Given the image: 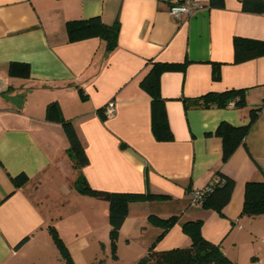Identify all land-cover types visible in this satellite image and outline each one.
<instances>
[{"label": "crops", "instance_id": "crops-1", "mask_svg": "<svg viewBox=\"0 0 264 264\" xmlns=\"http://www.w3.org/2000/svg\"><path fill=\"white\" fill-rule=\"evenodd\" d=\"M196 1L202 7L178 19L165 0H0V264L44 256L63 264L49 226L72 260L87 264L88 241L71 230L82 220L92 234L111 225L108 201L77 190L81 179L102 191L160 196L128 204L117 242L132 248V263L154 242L157 250L189 246L182 224L199 219L204 238L236 264H264V215L241 213L247 181L264 180V54L236 63L232 50L235 36L264 41V11H245L239 0ZM95 15L119 23L109 51L97 36L68 40L66 21ZM13 61L27 62L30 74L10 75ZM152 61L185 65L160 75L169 140L154 137L150 95L140 85ZM231 89L243 93L241 107L188 101ZM53 101L82 141L83 167L72 166L60 123L45 118ZM111 101L103 118L97 112ZM256 108L243 142L222 162L216 127L245 124ZM216 169L235 182L221 213L189 201ZM20 174L18 186L12 178ZM170 216L176 222L155 241L162 229L154 221Z\"/></svg>", "mask_w": 264, "mask_h": 264}, {"label": "trees", "instance_id": "trees-1", "mask_svg": "<svg viewBox=\"0 0 264 264\" xmlns=\"http://www.w3.org/2000/svg\"><path fill=\"white\" fill-rule=\"evenodd\" d=\"M241 7L245 11L263 13L264 0H239ZM213 6H222V0H209ZM119 23H105L99 15L86 17L83 19H71L66 21V33L70 42L75 40H83L89 37H99L105 44L106 49H112L116 46ZM233 62L239 63L245 60L254 59L261 54H264V41L258 39H250L245 37H233ZM150 68L140 82L143 90L150 95L151 102V126L154 137L158 140L171 139V131L166 123L165 101L161 95L160 75L163 72L182 71L184 64L165 63V62H150ZM219 64L213 65V78L218 79ZM7 72L14 76L26 77L30 74L29 64L27 62L13 61L8 65ZM192 104L208 108V106L225 107L230 104L236 107H241L244 103L243 93L240 90H226L219 93L207 92V94L196 99H188ZM45 118L52 121H58L64 130L66 140L68 142L67 152L70 156L72 166L75 168L83 167L88 163L87 153H85L82 141H80L77 131L74 129L70 119L62 116L60 107L57 102H51L46 106ZM98 110V114L105 118L103 109ZM257 108L251 109L249 117L245 124H232L227 121H221L216 127L214 134L221 138L222 142V162L229 159L237 145L244 140L246 132L254 122L257 115ZM25 176L12 178L16 185H22L25 181ZM77 190L90 193L95 197L108 201V220L111 228L109 230L110 240L113 246L118 239L119 229L122 222L128 214V204L134 200L142 198H157L158 194L152 193H135V192H110L107 190H98L90 187L86 180L81 179L77 183ZM235 182L224 172L215 170L211 180L205 186L194 189L201 191V197L198 205L214 209L221 213L225 204L229 201L231 193L234 189ZM192 203V197L189 198ZM195 204V203H194ZM243 208L241 213L248 218H255L264 215V180H248L244 188ZM161 227V232L155 241L161 239L166 231L176 222L175 216L156 218L154 221ZM202 220L190 219L182 224L183 232L190 238L189 246L157 250L154 243L149 246L143 256L139 257L132 264H236V262L226 255L220 243H212L202 235L201 230ZM51 237L57 249L62 252L64 260L68 264H75L72 257L66 251V247L57 235L54 227L49 226Z\"/></svg>", "mask_w": 264, "mask_h": 264}, {"label": "rangeland", "instance_id": "rangeland-1", "mask_svg": "<svg viewBox=\"0 0 264 264\" xmlns=\"http://www.w3.org/2000/svg\"><path fill=\"white\" fill-rule=\"evenodd\" d=\"M82 221V227L77 230H71L70 234L77 231V238L82 239L83 236L87 239L88 245L84 248V251H82V255H84L87 264H132V261L134 260L133 257H136L132 256V248L126 247L125 244L120 243L121 241H119V243L116 241L115 246H113L109 236V227L103 228L100 226L101 228L98 229L96 227L95 229L97 230L92 234L93 231L90 232V229L85 225L84 220ZM93 224L95 225V223ZM57 251L59 250L57 249ZM58 256L63 264H68L65 262L61 251L58 252ZM38 264L58 263L54 262L52 258L47 259V257L44 256Z\"/></svg>", "mask_w": 264, "mask_h": 264}, {"label": "built area", "instance_id": "built-area-1", "mask_svg": "<svg viewBox=\"0 0 264 264\" xmlns=\"http://www.w3.org/2000/svg\"><path fill=\"white\" fill-rule=\"evenodd\" d=\"M169 5V13L172 16L180 19L190 15L194 10L201 8L202 5L196 0H165ZM232 106V104H230ZM114 111L112 101L108 103L103 109V115L110 117ZM189 196L192 197V203L198 204L201 197V191H196L192 189L189 192Z\"/></svg>", "mask_w": 264, "mask_h": 264}]
</instances>
